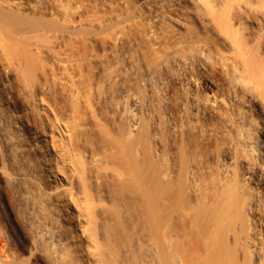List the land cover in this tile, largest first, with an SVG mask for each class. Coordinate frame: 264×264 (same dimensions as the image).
Masks as SVG:
<instances>
[{"label": "rangeland", "instance_id": "obj_1", "mask_svg": "<svg viewBox=\"0 0 264 264\" xmlns=\"http://www.w3.org/2000/svg\"><path fill=\"white\" fill-rule=\"evenodd\" d=\"M208 1L232 40L264 60L255 0ZM0 12L11 18V26L0 22V111L5 129L26 145L11 160L0 139V169L10 172L23 162L34 175L26 187L52 226L93 238L96 255H87L89 244H68V264H141L149 260V244L159 264H257L246 234L253 226L264 251V188L252 180L238 194L257 196L255 216L232 194L222 210L216 155L232 140V101L219 62L230 51L200 1L0 0ZM41 22L56 38L44 37L45 29L16 38L19 31L41 30ZM197 44L211 63L206 72L195 65ZM180 55L188 64L173 66L171 58ZM126 91L142 104L134 131L117 106ZM200 97L218 108H202ZM225 164L232 171V162ZM15 189L0 174L1 244L19 253L17 239H31L42 248L45 242L23 221Z\"/></svg>", "mask_w": 264, "mask_h": 264}, {"label": "bare ground", "instance_id": "obj_2", "mask_svg": "<svg viewBox=\"0 0 264 264\" xmlns=\"http://www.w3.org/2000/svg\"><path fill=\"white\" fill-rule=\"evenodd\" d=\"M140 1L145 3L151 0ZM198 1L206 8L210 21L216 26L219 34L223 35L227 43V51H230V55L223 56L219 62V66L221 67L219 70L227 74V79L230 84V100L232 101V140L228 143H224L216 155V159L222 166L219 174L224 182V190H222V210L226 211L225 209H227L228 206L227 200L232 194V199L236 197L239 198L237 205L243 209L246 215L255 216V207L258 202L257 196L244 198L238 196V194L239 192L247 191V187L252 180L260 183L264 188V60L254 56L251 52L249 53L243 42L232 40V34H230L231 30L229 29L230 32L227 30V26L218 18L216 10H214L208 0ZM255 2L258 8H255L254 11L263 23L261 34L264 37V0H255ZM155 4L157 5L158 2H155ZM6 5V7H9V4L6 3ZM16 6L19 7L20 5L15 4V7ZM150 15L152 25H156L158 23L157 21H159L158 16L160 15L158 8L154 7ZM10 19V16L5 15L4 12H0V22L3 24L2 27H5V25L11 26ZM115 19L118 23L125 22V20L120 19L118 15ZM13 23L12 20V24ZM35 28L36 29L17 32L15 34L16 38L22 40L28 37L29 34L35 35L42 31V33L46 32L45 35L47 34L44 37L56 38V35H53V33L51 34L49 26L42 24V22L40 26L41 30L38 29V27ZM42 29H45V32ZM48 31H50V33H47ZM9 35L10 34L7 36L9 37ZM40 36H42V34H40ZM197 51L199 56L195 65L201 72H206L211 66V63L207 60V56L201 44H197ZM157 59L161 62L158 57ZM188 61V58L184 55L172 57L170 60L173 66H186ZM170 77L175 80L179 79L175 74H172ZM197 103L202 108H218L217 104H215L214 101H210L207 97H200ZM162 104H164V102H162ZM117 106L124 112V120L126 121L128 130L134 131L140 123V114L142 110V104L138 96L126 91L123 101L120 102V104L118 103ZM154 117L157 119V117L160 116L159 114H155ZM4 120L5 116L0 111V139L11 160L15 158V156L22 157L26 145H21L14 133H12L11 130L5 129ZM226 162H232V165H234L232 171L226 166ZM21 163L24 164L23 162ZM22 164H19L18 167H15L10 172L0 169V174L5 176L6 181H9L19 191L24 206V212L22 213L23 221L31 230L33 236L44 241L45 245L41 248L31 239L20 241L21 239L19 240L18 238L19 253H13L5 250L0 241V264H29L34 260L43 261V264H68L66 258L67 245H79L81 243L90 245L86 250L88 253L87 255L94 257L96 255L95 249L92 248L94 240L89 234L86 232L74 234L69 231L60 234L58 230L52 226V223L44 214L38 196L26 187L27 181L34 179V175L24 170ZM6 218L9 222L10 231L15 235L16 220L14 221L15 218L8 207L6 208ZM246 246L250 255L258 264L259 261L264 258V251L255 238L253 226L249 227L246 234ZM147 248L148 256L146 257H148L149 260L145 258L148 261L143 262L144 264H155L158 254L156 258H154L153 254L155 255V249L153 246L149 244ZM23 258H26L29 263H23ZM158 260L157 263L159 264ZM143 262L141 264H143ZM92 264L102 263H99V260L96 259L93 260ZM106 264H109V262ZM178 264L180 263L178 262Z\"/></svg>", "mask_w": 264, "mask_h": 264}]
</instances>
